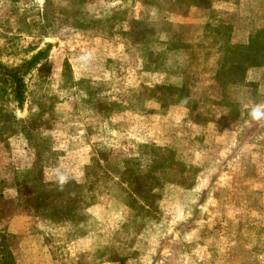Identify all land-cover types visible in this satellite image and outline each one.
Returning <instances> with one entry per match:
<instances>
[{
    "label": "trees",
    "instance_id": "1",
    "mask_svg": "<svg viewBox=\"0 0 264 264\" xmlns=\"http://www.w3.org/2000/svg\"><path fill=\"white\" fill-rule=\"evenodd\" d=\"M207 1L211 11L209 21L194 35L193 42L169 44V54H178L172 57L169 65L178 67L179 60H182L188 69L192 68L186 72L185 67L183 86H157L150 89L146 98L147 102L154 101L166 110L149 114L160 122L173 124L168 133L172 148L155 145L154 141L137 142L131 135V132H136V126L130 123L124 126L125 109L120 105L102 109L97 111L96 120L87 124L86 134L97 129L101 120L114 119L111 128L131 136L132 143L126 150H119L106 145L105 140H102L104 145L95 142L89 162L81 168L83 182L77 181L72 170L79 155L68 149L69 140L62 136L56 110L41 104L36 111L32 93L27 95L29 84L26 76L33 70L43 71L40 60L44 58L46 48L15 65L0 61V97H7L18 107L28 100L22 131L30 147L24 163L14 172L0 167V264H16L6 228L7 223L19 215L31 218L30 224L36 230H43L39 225L41 222L51 228L48 241L57 252H53L54 255L61 260L70 264H97L99 261L94 260L92 250L90 254L86 250L85 256L79 258L77 239L86 236L83 229L91 232L95 229L94 216L90 215L93 205H102L105 210L101 211L109 213L106 200L99 197L105 196L114 177L120 182L121 203L126 209L123 215L130 211L128 223H117L115 230L119 233L125 227L131 229L138 219L144 220L143 228H149L147 222L166 201V185L172 183L188 188L195 178L196 167L180 158L182 149L188 147L192 139H202L208 133H218L224 127L241 124L247 117V110L241 106L246 88H256L258 102L264 104V23L260 20L264 0ZM217 5L223 8H216ZM178 34L175 32L172 37L180 39ZM67 71L61 72L60 80L71 79L72 71L69 70L68 74ZM193 87L199 88L198 93L192 92ZM163 89H168L171 95L164 91L156 92ZM174 107L178 110L170 111ZM16 124L17 119L13 115L0 111V149L16 132ZM157 141L160 142L159 139ZM104 149L105 153L101 151ZM57 170L68 177L62 187L58 183ZM84 215L91 216L92 220L83 219ZM78 216H81L80 220ZM109 229L106 225V230ZM117 243L119 248L122 246L123 264L128 260V253L124 252L127 244L120 240Z\"/></svg>",
    "mask_w": 264,
    "mask_h": 264
},
{
    "label": "rangeland",
    "instance_id": "2",
    "mask_svg": "<svg viewBox=\"0 0 264 264\" xmlns=\"http://www.w3.org/2000/svg\"><path fill=\"white\" fill-rule=\"evenodd\" d=\"M207 3H209L207 0H0V61L15 65L39 49L46 48L44 58L40 60L43 71L33 70L26 76V82L29 84L27 95L32 93L36 102L33 107L36 111L37 106L41 104H45L47 109L54 107L58 114V126L65 140H69L71 136L85 143L88 140L85 128L93 119L96 120L97 111L118 108L119 105L125 109L124 126H128V123L136 126L137 130L131 132L132 136L140 137L141 134H145L141 137H151L152 135L147 134L154 132L157 136H164L166 132L169 133V128L173 124L170 121L160 122L156 117H152L153 115L149 113L166 110L154 101L147 102L146 98L151 92L150 89L157 86L170 85L176 88L183 86L185 67L186 72L192 68L188 69V65L186 66L182 60H179L178 67L169 65L172 57L178 55L173 52L169 54V44L176 41L193 42L194 35L209 21L211 11ZM221 7L217 5L216 8ZM260 20L264 23V16H261ZM175 32H179L180 39L172 37ZM185 63L187 64V59ZM64 69H68L67 74L69 70L72 71L69 81L65 78L60 80V74ZM198 87L192 88L194 94L198 93ZM163 91L166 95H171L168 89L156 92ZM258 99L256 88L245 89L241 100V106L248 112L245 111L248 116L245 122L249 120L251 107L261 104ZM7 100V97H2L0 111L10 115L6 112L10 108L6 106ZM25 103L28 111L27 99ZM133 109L136 111L132 113ZM173 110L178 109L170 108V111ZM113 122L114 119L101 120L97 129L90 131L94 142L105 140L106 145L126 150L129 143H132V137L112 129ZM22 127L23 121L17 120L15 128L18 133ZM254 129L255 140L261 146L258 149H264V120L255 121ZM220 133H208L207 137ZM22 138L14 136L13 139L18 144ZM205 139V137L192 139L188 144V148L194 146L192 159L200 157L201 146L204 144L201 142ZM9 146L7 141L0 149V167L7 169L8 172H14L18 167L15 163L18 160L22 162L26 153L20 149L18 152H11ZM197 148L200 149L199 152ZM101 151L106 152L105 149ZM86 153H90L89 149ZM260 153L263 155L258 158ZM254 154L255 166L252 168L254 188L260 190L264 188V178L261 177L263 174L261 176L259 174L264 168H258L259 163L256 160L260 161L263 158L264 151L255 150ZM82 163V159L77 156L72 166L76 176L81 177L83 174ZM198 169L196 167V173ZM226 180L229 182L228 177ZM118 187V184L112 183L105 196L108 195L110 198L117 196ZM220 188L214 189L216 199L227 194V191H221ZM105 196L100 195L99 198L105 201ZM101 210L102 205H93L90 208V215L94 216L95 229L93 232L83 229L82 233L86 236L78 238L76 245L79 258L85 256L86 250H89L88 254L92 250V256L99 264H121L122 246L118 247L117 240L127 244L124 252L128 253V260L123 264H152L157 250L156 245L159 239L163 238L158 237V234H163L159 226L164 222L168 223L169 211L172 214L177 211L172 207V202L166 200L147 222L149 228L147 226L143 228L144 220L138 219L131 229L125 227L118 233L115 230L116 224L128 223L130 211L119 215ZM102 214L106 215L102 217ZM91 216L84 215L83 219L87 217L89 220ZM80 218L81 216H78L79 220ZM106 225L109 226V230H106ZM22 235L23 233L19 232L9 236V241L15 245ZM207 239L212 245L219 241V237L214 236ZM221 240L228 241L229 237L224 236ZM53 252L57 254L54 249ZM48 253L46 251L43 256L42 253H28L25 250L21 259L23 254L21 251L19 264H63L60 261L53 263L47 261L46 257L50 255ZM131 253H135L136 256Z\"/></svg>",
    "mask_w": 264,
    "mask_h": 264
},
{
    "label": "crops",
    "instance_id": "3",
    "mask_svg": "<svg viewBox=\"0 0 264 264\" xmlns=\"http://www.w3.org/2000/svg\"><path fill=\"white\" fill-rule=\"evenodd\" d=\"M261 15L264 16V9ZM179 82L181 85V78ZM1 99L2 97H0V105L2 104ZM7 102L8 105L6 106H10V108L6 112L13 115L17 120L24 121L27 111L26 103L18 107L9 100ZM255 121L249 117L246 122L242 121L243 124L241 122L240 127H238L240 124L236 127H224L220 130L221 133L218 132L219 135L210 137L206 135V139L201 142L204 144L201 146L202 150L200 157H197L198 160L192 159L194 146L182 149L180 158L199 169L188 188L172 183L166 185V200L169 203L172 202V207L177 211L173 214L169 211L168 223L164 222L159 226L163 234H158V237L163 238L159 239L160 241L156 245L157 250L152 264H206L207 262L264 264V188L260 190L254 188L252 170L255 166V150L260 152L264 149H258L261 146L255 140ZM87 135L88 140L85 143L71 136L68 142V149L77 152L82 159V166L89 162L90 154L95 146L91 132H88ZM149 135L152 136L146 139L141 136L136 137L137 142L152 143L154 141L155 145L172 148L173 144L171 137L169 141L168 132L164 136H157L156 132ZM14 136H22L23 138L16 144L13 139ZM157 139H159V143ZM7 141L11 152H18L20 149L21 152L26 153L30 150L28 140L22 130L19 133L18 131L12 133ZM100 143L104 145L103 141ZM113 148L116 149L114 145ZM87 149L90 151L89 154L86 153ZM122 149L125 148L122 147ZM83 151L84 154L80 153ZM197 151L199 152L200 149L197 148ZM261 155L263 154L260 153L258 158ZM24 161L18 160L15 163L16 167L21 166ZM256 162L259 163L257 164L258 168H264V156ZM81 175V177H79L80 175L76 176L79 182H83L84 179L83 174ZM259 175L264 178V170ZM227 177L229 182L226 180ZM112 182L120 184L116 177L113 178ZM218 187H221V191H227L223 198L219 196L220 199L214 197L216 192L214 189ZM108 188L106 192H108ZM212 188L213 190H211ZM119 189L120 187H118L117 196L110 198L107 195L106 197L108 198L106 204L110 214L120 215L126 210L121 203L123 195ZM254 190L257 191L256 196ZM32 221L27 216L19 215L14 216L7 223L6 229L9 236L19 232L23 233L15 245L9 241L16 264H19L21 251L23 252L22 259L25 250L28 253H42L43 256L47 251L50 254L46 257L47 261H52V263L60 261L63 264H70L53 255L52 245L48 241L51 228L49 229L45 223L41 222L39 225L43 230H36L30 224ZM206 233L209 234L206 235ZM211 236L219 237V241H215L214 245L207 239ZM224 236H228L229 240H221Z\"/></svg>",
    "mask_w": 264,
    "mask_h": 264
},
{
    "label": "clouds",
    "instance_id": "4",
    "mask_svg": "<svg viewBox=\"0 0 264 264\" xmlns=\"http://www.w3.org/2000/svg\"><path fill=\"white\" fill-rule=\"evenodd\" d=\"M249 115L253 120L256 121L264 120V104H256L253 107H251L249 111ZM57 178H58V183L60 184L61 187L68 181L67 175L59 172V170H57Z\"/></svg>",
    "mask_w": 264,
    "mask_h": 264
}]
</instances>
